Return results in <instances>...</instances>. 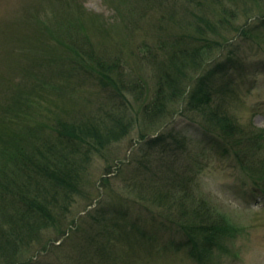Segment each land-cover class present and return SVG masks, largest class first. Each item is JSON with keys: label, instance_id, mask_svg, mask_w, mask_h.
Wrapping results in <instances>:
<instances>
[{"label": "rangeland", "instance_id": "1", "mask_svg": "<svg viewBox=\"0 0 264 264\" xmlns=\"http://www.w3.org/2000/svg\"><path fill=\"white\" fill-rule=\"evenodd\" d=\"M177 47L200 57L184 95L147 121L155 64ZM202 89L248 137L244 166L205 111L187 110ZM99 118L122 119V134L90 151L54 228L13 264H264V0H0V173L56 121ZM171 168L193 173L195 200L224 220L210 242L144 201Z\"/></svg>", "mask_w": 264, "mask_h": 264}, {"label": "trees", "instance_id": "2", "mask_svg": "<svg viewBox=\"0 0 264 264\" xmlns=\"http://www.w3.org/2000/svg\"><path fill=\"white\" fill-rule=\"evenodd\" d=\"M163 48V47H162ZM161 52L162 49L160 50ZM201 49L187 52L177 47L166 54L165 59L156 62L158 70V86L151 101L142 108L143 117L152 121L159 117H165L167 97L171 100L184 95V84L180 81L184 69L191 65L195 68L196 61L200 57ZM98 72L103 68L98 65ZM105 79L118 88L123 86L121 76H117L111 68H106V73H100ZM112 75L115 78H110ZM126 87V86H124ZM132 90H137L135 83L129 85ZM203 94L190 101L187 110H199L204 113V118L211 126L219 128L222 136L234 149L235 159L244 162V152L248 151L249 139L241 128L236 129L233 119L225 114L216 112V107L211 108L208 101L211 100L208 91L202 89ZM122 92V91H121ZM209 96V97H208ZM207 106L208 108L204 107ZM207 110V111H206ZM92 119V118H91ZM122 119L99 118L95 124L89 119L87 122L78 124L77 121L70 123L56 121L52 125V133L55 136L51 140H42V134L33 137L41 141L34 146L18 152L22 156L19 167L11 169L9 176L0 173V262L13 264L15 259L22 258V248L32 245H40L41 235L54 228L58 218L60 199L68 200L69 194L76 191L78 173L85 164L91 150L102 148L103 141L113 140L122 134L124 129ZM117 127V128H116ZM28 149V150H29ZM17 165V164H16ZM244 166V164H240ZM8 168L7 166L3 167ZM17 169V171H15ZM165 170V169H164ZM166 171L165 182L158 183L155 187V177L150 186L154 190L151 199L144 201L158 205L159 208L170 216L168 219L172 225L189 236L201 237L203 241L215 236L216 232L224 230V220L214 219L208 212L209 208L202 201L195 200L193 187V173L187 170L169 169ZM139 200H142L139 198ZM197 202V203H196ZM164 216V213L162 214ZM162 216V217H163ZM15 261V262H14Z\"/></svg>", "mask_w": 264, "mask_h": 264}]
</instances>
